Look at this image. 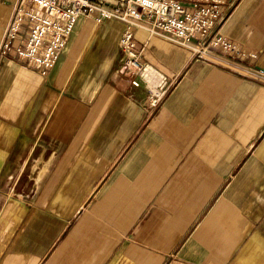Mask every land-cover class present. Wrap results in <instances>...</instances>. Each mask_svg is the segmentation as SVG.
Here are the masks:
<instances>
[{"label":"crops","instance_id":"obj_1","mask_svg":"<svg viewBox=\"0 0 264 264\" xmlns=\"http://www.w3.org/2000/svg\"><path fill=\"white\" fill-rule=\"evenodd\" d=\"M226 1L256 76L136 29L172 83L154 111L119 21L80 18L47 77L0 57V264H264V0Z\"/></svg>","mask_w":264,"mask_h":264},{"label":"built area","instance_id":"obj_2","mask_svg":"<svg viewBox=\"0 0 264 264\" xmlns=\"http://www.w3.org/2000/svg\"><path fill=\"white\" fill-rule=\"evenodd\" d=\"M228 11L226 0H17L12 18L0 45V57L13 53L39 68L47 77L82 17L101 24L116 20L124 24L119 45L125 54L120 73L134 87L148 93L149 109L156 110L169 94L172 83L150 64L144 63L143 49L137 46L136 29H146L190 49L194 57L226 63L248 76L257 72L233 64L257 55L242 49L221 34ZM27 31L21 47L13 50L20 33Z\"/></svg>","mask_w":264,"mask_h":264}]
</instances>
